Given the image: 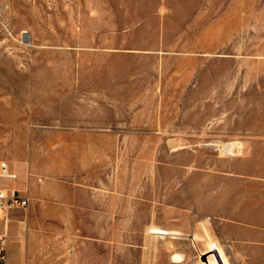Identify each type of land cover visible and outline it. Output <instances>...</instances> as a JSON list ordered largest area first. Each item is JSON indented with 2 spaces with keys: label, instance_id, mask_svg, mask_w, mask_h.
Returning a JSON list of instances; mask_svg holds the SVG:
<instances>
[{
  "label": "rangeland",
  "instance_id": "obj_1",
  "mask_svg": "<svg viewBox=\"0 0 264 264\" xmlns=\"http://www.w3.org/2000/svg\"><path fill=\"white\" fill-rule=\"evenodd\" d=\"M246 19L229 0H0V189L21 194L10 161L28 164L106 216L15 225L9 264H172L170 242L178 264H222L212 244L264 264V24Z\"/></svg>",
  "mask_w": 264,
  "mask_h": 264
},
{
  "label": "crops",
  "instance_id": "obj_2",
  "mask_svg": "<svg viewBox=\"0 0 264 264\" xmlns=\"http://www.w3.org/2000/svg\"><path fill=\"white\" fill-rule=\"evenodd\" d=\"M206 15V14H205ZM241 18L240 26L237 31L245 32L247 19H250V31H258L254 27L264 24V0H229V25L233 18ZM246 19V20H245ZM11 170L17 174L18 179L14 181V185L21 192V194L28 196L30 205L24 210L14 209L5 219L0 223L1 233L8 234V264L9 257L11 262V255L15 247H19L22 241L26 239V231L24 234L15 232L14 226L18 227L24 225L25 228L29 223L34 222L37 225L36 233L42 238H48V234L60 232L78 234L84 233L85 225H99L105 222V211L102 206H95L90 200L88 189H85L83 181L77 180L78 186H70L67 184L63 186V182L58 179L56 181L57 187L44 183L38 185V178L30 174L28 164L21 168H16L10 161ZM26 182H33L34 185L29 189L22 190V184ZM69 184V183H68ZM25 189V187L23 188ZM166 229H153V234H169ZM167 231V230H166ZM168 232V231H167ZM159 236V235H158ZM156 236V237H158ZM163 236H161L162 238ZM216 245V244H215ZM214 244L211 245V251L214 252L222 264L225 260L223 258L220 248ZM162 248L170 256L169 261L172 264H178L181 257H183L184 244L170 242L163 244ZM220 252V253H218ZM221 256V257H220ZM224 260H222V259ZM223 261V262H222ZM11 264V263H10Z\"/></svg>",
  "mask_w": 264,
  "mask_h": 264
},
{
  "label": "built area",
  "instance_id": "obj_3",
  "mask_svg": "<svg viewBox=\"0 0 264 264\" xmlns=\"http://www.w3.org/2000/svg\"><path fill=\"white\" fill-rule=\"evenodd\" d=\"M2 175L9 176L8 167L5 162L1 164ZM29 204V199L21 195L16 190L0 189V213L7 211L13 207H26ZM0 264H8L7 256V238L0 235Z\"/></svg>",
  "mask_w": 264,
  "mask_h": 264
},
{
  "label": "bare ground",
  "instance_id": "obj_4",
  "mask_svg": "<svg viewBox=\"0 0 264 264\" xmlns=\"http://www.w3.org/2000/svg\"><path fill=\"white\" fill-rule=\"evenodd\" d=\"M214 245H215V244H214ZM215 246H216V245H215ZM218 253H220V252H218ZM213 256L215 257V255H213ZM221 256H222V255H221ZM221 256H220V257H221ZM221 259H222V258H221ZM222 260H223V259H222ZM223 261H224V260H223ZM223 261H222V262H223ZM209 262H210V260H209ZM209 262H208V263H209ZM224 263H225V262H224Z\"/></svg>",
  "mask_w": 264,
  "mask_h": 264
}]
</instances>
